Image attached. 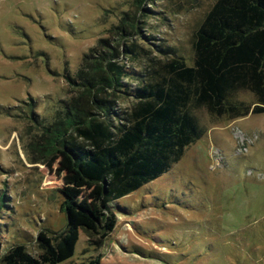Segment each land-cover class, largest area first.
<instances>
[{"label": "rangeland", "instance_id": "obj_1", "mask_svg": "<svg viewBox=\"0 0 264 264\" xmlns=\"http://www.w3.org/2000/svg\"><path fill=\"white\" fill-rule=\"evenodd\" d=\"M213 1L0 0V255L14 242L37 255V231L66 226L63 200L101 195L40 126L74 93L68 80L115 46L131 17L188 57ZM198 116L204 135L168 172L118 201L113 231L102 238L80 229L73 257L57 264H264V113Z\"/></svg>", "mask_w": 264, "mask_h": 264}, {"label": "trees", "instance_id": "obj_2", "mask_svg": "<svg viewBox=\"0 0 264 264\" xmlns=\"http://www.w3.org/2000/svg\"><path fill=\"white\" fill-rule=\"evenodd\" d=\"M131 21L118 28L115 46L96 51L68 80L74 93L59 100L55 114L39 121L84 181L102 186L101 195L91 203L68 196L65 228L39 229L37 255L11 243L0 264L70 260L80 229L105 238L118 201L168 172L204 135L199 112L215 119L264 113V0H214L191 35L188 57ZM242 92L253 101L238 99ZM86 264L101 263L95 257Z\"/></svg>", "mask_w": 264, "mask_h": 264}]
</instances>
